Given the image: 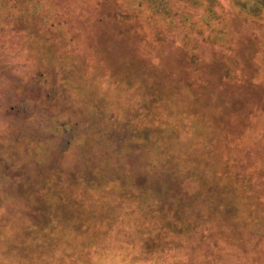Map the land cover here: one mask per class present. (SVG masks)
Instances as JSON below:
<instances>
[{
  "label": "rangeland",
  "instance_id": "obj_1",
  "mask_svg": "<svg viewBox=\"0 0 264 264\" xmlns=\"http://www.w3.org/2000/svg\"><path fill=\"white\" fill-rule=\"evenodd\" d=\"M3 1L7 4H3V7H15L14 11H3L0 8V143L6 149L14 144L19 148L26 145L30 151L31 142L36 143L40 139L44 141V146L53 147L56 151H59V148H69L72 127L59 130L54 126L53 111L43 99V93L39 94L40 97L37 95V91L43 88V82H36V77L37 72L44 73L49 70L53 71L49 78H53V75L60 78V69H69V58L79 64L75 56L83 47L87 64L82 73L85 91L76 92L74 89L73 92L74 84L67 83L72 94L70 104L67 103L66 109L60 113V119L61 116L67 115V112L73 114L70 119L74 120L79 115L75 114V110L83 109L87 114H90L89 110H95L94 116L98 118L100 128L105 126L103 118L115 120L118 115L122 121H133V128L136 126L138 130H151L152 127L156 129L164 123L169 132L179 129L167 125L172 123V119H177L183 126L181 132L178 131L181 134L180 141L184 144L181 147L184 154L181 157L173 154L175 160L181 162L178 167L179 176L191 174L188 177V194L181 195L185 202L182 210L191 214L188 223L178 221L179 228L185 229L189 226L185 231L187 234L167 231L168 237L165 238L159 230H166L168 225L165 226L164 222L159 224L157 215L160 211L172 214L174 209H161L159 204L155 203L149 206L153 209H149L148 206H139L135 202L127 206L126 220L120 217L110 227L113 229L112 234H119L120 238L117 247L113 249L115 252L111 253L109 250L94 255L93 249L87 248V253L89 252L93 260L86 261V255L77 259L68 254L69 249L74 248L73 244L68 248V245L58 244L56 239L42 246V240L36 236L38 232L33 229L39 225L42 210L24 205L17 197V189L5 190L1 183L0 264H264V0H217L218 3L213 6L210 17L214 25L217 23L213 29L221 31H213V25L209 27L203 22L198 23L203 27L207 26V31L211 29L212 32L209 33L211 41L199 39L197 51L203 61L202 66L206 69L211 67V72L218 77L202 72V78L210 82L204 94L198 92L192 95L194 92L186 93L183 90L181 94L174 93L175 102H181L182 110V105L192 99L202 105L197 106L191 102L193 106L180 114L173 110L175 113L168 114L161 105L164 94L159 93V98L154 94L157 90L150 91L159 81L154 80L151 75L152 68L148 65L145 57L147 50L143 45L151 40L150 33H154L150 30L151 25L154 29H163L165 34L170 33L161 43L152 45L151 53L154 56L165 57L159 58V61L175 55L173 53H183L176 48L175 42L177 35L183 32L180 25L182 21L176 24L177 30L168 31L163 25L170 19V14L159 13L170 9L176 18L180 17V14L191 17L193 15L194 18L187 22L197 23L204 5L194 4L192 0H95L97 5L94 0H80L85 4L84 7L78 0L76 5L70 3V6L65 3L70 0ZM203 1L207 3L206 0ZM81 7L83 11L77 15ZM111 10L110 14L128 10L127 15L133 17L115 24L114 16L113 19L109 14L108 18L104 16L105 12ZM21 16L23 20H20ZM104 17L103 23L99 24L97 20ZM156 18L159 21L156 22ZM146 21L147 28H144ZM116 25L124 29L122 33ZM52 32L57 34L56 37L62 35L69 43L74 42L75 48L71 56L67 55L64 49L67 45L62 46L60 42L50 38ZM73 34L77 35L78 39L71 37ZM141 38L144 41H141ZM168 39L171 41L168 42ZM190 39L185 41L187 47L188 41L193 40ZM41 42L46 48L43 49V54L47 48H54L49 55V58L52 57L51 68L46 67L45 60L40 57L41 49L38 46ZM224 45L233 48L234 54L232 55L230 50H224ZM221 51H225V58L218 55ZM226 53H230L229 58H226ZM179 58L180 55L178 61ZM166 63L168 64V60ZM221 64L234 71L233 76L230 74L229 78L221 79L224 83L249 79L250 82L258 83V87L240 93L226 89L228 85L222 86L218 80L217 71ZM118 72L123 73L118 76L120 79L115 77ZM162 78L161 76L160 80ZM42 80L44 79L41 78ZM166 86L168 88L170 84ZM53 90L52 93L61 91L58 88ZM140 91H143V95ZM221 107L223 112L216 110ZM122 112H125V118ZM189 117H192V120ZM84 118L89 120L88 117ZM86 123L89 125L91 122L89 120ZM100 128L84 129L97 140ZM223 129L225 131L222 133L227 135V139L222 133L216 135V131ZM28 136L29 142L25 139ZM156 136L155 132H152L148 139L146 135L139 146L146 148L149 143L156 142L152 141ZM26 142L28 144H25ZM91 143L92 140L87 141V144ZM172 151L174 152L175 148ZM81 154L88 157L90 152L86 149L83 151L82 148ZM133 154L138 153L132 151L130 155ZM45 156L46 154L43 157ZM125 158L128 159L127 156ZM43 169L45 167L39 168L40 171ZM169 174L172 175V171L167 173ZM246 183L249 188L244 190ZM206 185L228 189L229 194L226 196L229 198L240 196L243 201L248 200L253 204L252 213L255 215L249 216L246 208L236 212L232 207L225 224H219L223 217L221 218V213H213L215 209L210 203L213 199L208 194L204 196ZM35 186H38L37 182ZM189 191H195L202 196L195 202L196 205L192 203L193 198ZM67 193L72 194L71 200L74 201H78L82 194L81 189H73ZM106 198L99 199L97 205L94 204L93 211L97 210L96 213L99 214L116 206L118 200L109 198L107 202ZM15 202H18L19 207L17 213L15 206H12ZM200 202L210 205H202ZM8 206L12 207L13 212L5 210ZM216 211L221 210L217 207ZM200 217L213 221L211 220L203 230L194 222ZM216 233L220 234L218 239L214 238ZM170 241L173 244H170ZM102 253L106 255H101ZM29 258L30 260H25Z\"/></svg>",
  "mask_w": 264,
  "mask_h": 264
},
{
  "label": "trees",
  "instance_id": "obj_2",
  "mask_svg": "<svg viewBox=\"0 0 264 264\" xmlns=\"http://www.w3.org/2000/svg\"><path fill=\"white\" fill-rule=\"evenodd\" d=\"M78 1L81 2L83 7L85 6L82 1ZM192 1L194 4H199V6L201 4L205 6L204 9H202L203 14L201 12L200 18H198L199 20L196 21L197 23L187 22L191 20V18H194L193 15L191 17L180 14V17L176 18L174 12L170 9L167 12L164 11L159 13L163 15H166V13L170 14V19L166 21L165 25H163V27L168 31L177 30L176 24L182 21L180 25L183 27V32L177 35L175 42H177L176 48L183 53H173L175 55L162 60V62L159 61V58L162 56H154L151 53L152 45L161 43L165 38H167L166 35H169L170 33L165 34L163 33V29H154L151 27V25L150 30H153L154 33H150V35H152L151 40H145L146 43L143 45V47L147 50L145 57L148 60V65L152 68L151 75L154 77V80L156 79L159 81V83L157 82V85L154 84L157 88H150V91L154 92V90H157V93L154 92V94L158 95L160 93L161 95L162 93L165 95V97L162 95L163 101H161V105L165 108L168 114H173L175 112L179 114L183 113L186 108L190 109L193 106L192 103L197 106H202L200 105L201 103L199 101L192 99V103H182V106L184 107L182 110L181 102H175L176 100L173 94H181L182 90L186 93L194 92L192 95H196L198 92L204 94L206 92L205 89L209 86L210 82L208 79L204 80L202 78L203 73L206 72L209 75L215 74L211 72V67L206 69L202 66L203 61L201 60L197 49L199 47L198 44H200V38L211 41L209 40L211 37L209 33H212L210 31L211 29L213 31H221L217 28L213 29L216 27L217 23L214 25L210 17L213 6L217 4L218 1L206 0L207 3H205L203 0ZM94 2L96 4L95 0ZM5 3L6 2L3 0L0 2V8L3 11H11L15 7L5 8L3 7V4ZM65 3L67 6H70V3L72 5H76L78 2L77 0H70ZM83 7H81V9L78 11L77 15H79V12L83 9ZM236 7L241 8L240 5H236ZM49 10L51 11L53 9ZM128 10H126V12L116 11L113 14H110L112 12L111 10L109 12H105L106 14L104 16L108 18L109 14L111 19H113L112 17L114 16L113 21H115V24H119L122 23L123 20L126 21L132 19V15H127ZM2 16L3 15H1V17ZM21 19L23 20L24 18L21 16L20 20ZM104 19L105 17L102 19L100 18L97 20V22L101 24L103 23ZM157 21L159 20L156 18V22ZM200 22H203L205 25L207 24L209 27L212 25L213 26L207 31V26L203 27L202 25H198ZM180 25L177 26L180 27ZM95 26L98 25L95 24ZM143 26L144 28H147V21ZM123 30L124 29L120 28L119 32L122 33ZM56 32L58 33V31ZM56 36L57 34L52 32L50 38L55 39L53 41H57L58 43L60 42L62 46L67 45L68 47L64 49H66L67 55L71 56L73 53L72 51L75 48L74 42L69 43L67 39H63L64 37L62 35L59 37ZM76 36L77 35L73 34L71 37L78 39ZM190 38H193V40L188 41L189 46L187 47V42L185 41L187 39L189 40ZM168 40V42L171 41V39ZM141 41H144V39L141 38ZM222 47L226 51L230 50L232 55L235 52V50L230 46L224 45ZM38 48L41 49L40 57L43 59V61L45 60V66L51 68L50 58L52 57L49 58V55H51L54 48H47L48 50L44 51V54L43 49L46 48L43 47V42L40 43ZM81 48V51L75 56L79 64L75 63L69 58L67 62L69 69H60L62 72L60 78H58L56 75H53V78H49L53 72L49 70L46 72L44 71L45 74L43 71H40V73L37 72L38 77H36L38 78L36 82H43V88L37 91V95L40 97L39 94L43 93V99L53 111L52 119L54 126L59 130L72 127L73 132L71 145L69 148H65V150L59 148V151H56L53 147L49 148L48 145L44 146V141L39 139L36 141V143L31 142V150L28 151L26 145H23L22 148H19L16 144H14L6 149L0 143V184L3 183L5 190H8L9 188L17 189V191H19L17 197L22 200L21 202L24 205L35 206L42 210L39 225L33 228L35 232H38L36 236L42 240V246L49 244L52 240L56 241V239L58 240V244H64L65 246L68 245V248H71L73 244L74 248L69 249L68 251V254L74 255L73 258L79 259L81 255H86V261H92V256H89V252L87 253V248L93 249L94 255H98L101 252L109 250V252L114 253L115 251L113 249L117 247V244L119 243L118 240L120 238L118 237L119 234L118 236L117 234H112L113 229H110V227H112L113 223H115L120 217H122L125 221V210L128 209L127 206L135 204V202L139 206L146 205L149 207L152 205V203H155L159 204L161 209L164 207L174 209L172 214H167L160 211L157 215L159 224H163L164 222L166 223L165 226L168 225V228L165 227L166 230L158 229L160 233L164 234L165 238L168 237V234H166L167 231H174L179 234H187L185 231L188 230L189 226L185 229L184 227L179 228L178 221H185L188 223V219L191 214L190 212L182 210V206L185 204V202L183 201L184 198L181 199L182 194H188L187 189L190 187L188 177L191 174H180L179 176L178 171L180 168L178 167H180L181 162L178 163V161L175 160L173 154L175 153L179 157L183 156L184 154V151H182L183 149L181 148L184 146V144L180 141V132L183 126L177 119H172V123L167 125H170V127L173 129L175 127L179 128L178 130L180 132L178 130L176 131V129L174 132H169L166 129V124L164 123H161L162 125H158L156 129L152 127L151 130H138L136 126L133 128V121H125V112H122L124 121H122L118 115L115 120L103 118L105 121L104 128L99 127V120L94 116L96 114L95 110H89L90 114H87L83 109L75 110V114L79 115L75 117L74 120L70 119L73 114L67 112V115L65 114L66 117L61 116V119H64H60V113L66 109L65 105H67V103L70 104V98L72 94V91H69L70 88H68L67 83L72 82L74 84L72 89L73 92H75L74 89H76V92L85 91L83 90L82 73L84 68L87 66L85 62L86 52L84 53L83 47ZM224 52L221 51V53L219 52L218 55H221L225 58ZM230 53H226L228 56L226 58H229L228 54ZM178 55H180L179 61ZM38 59L40 60V58ZM46 60H48V63H46ZM167 60L168 64L166 63ZM227 70L228 69L225 67V65L221 64V67L219 65L217 71L220 78H218V80L221 82V85H228L226 89L240 93L248 89L258 87V83H253V81L250 82L249 79L240 80L238 78L239 81L232 83L228 82L229 84L224 83V81H221V79L229 78V75H232L234 72L232 69L228 71ZM157 72H160V74H157ZM122 74L123 73L118 72L115 74V77L120 79L118 76H121ZM161 76L163 77L162 80H160ZM215 76H217V74H215ZM240 77L243 78L242 76ZM41 78L44 80L41 81ZM62 79L63 81L61 82ZM167 84H170L171 87L169 86L167 88ZM38 88L40 89V86H38ZM56 88L61 91L52 93L54 92L53 89ZM67 91H69V94ZM147 92H149V90ZM139 93L143 95V91H140ZM160 95H158L159 98ZM216 110L223 112L222 107ZM247 112L250 114L252 113L251 110H247ZM250 114H248V116H250ZM84 117H88L90 120L91 123L89 125H86V122H89V120ZM189 119L192 120V117H189ZM84 128H100L98 132V139L94 140L95 137L93 135H89ZM224 131V129L216 131V135H219ZM152 132L157 133V138L152 140H156V142L152 144L149 143V146H147L145 143L147 147L141 148L139 146L140 142L145 139L146 135V138L148 139ZM222 136H225V139H227L226 134L222 133ZM28 138L29 136L25 139L28 141ZM90 140L93 142L91 145L87 144V141ZM28 142L25 144H28ZM145 145L142 144V146ZM82 148L83 151L86 149L90 152L88 156L89 158L87 156L85 157V153L82 156ZM174 148L175 151L173 152L172 150ZM132 151L137 152L138 154L130 155ZM128 152H130V154H128ZM45 154L46 156L43 157ZM126 156L130 160L126 159ZM86 159H91V161ZM171 165H174V167ZM42 167H45V169L42 170L43 172L39 170V168ZM170 171H172V175H167V173ZM38 172H40L39 175ZM36 182L38 186H35ZM191 185L192 188L193 184L191 183ZM51 186H53L54 189H52ZM205 188L204 196L208 194V196L213 199V201L210 202L211 205H213V209H215L213 213H221V218L223 217L219 224H225L230 215V208L232 207L236 210V212L246 208L249 216L255 215V213H252L253 204H251L248 200L243 201L240 196L229 198V196H226L229 194L228 189L224 187L219 188L215 185H206ZM248 188L249 185L246 183L244 190ZM73 189H81L82 194L78 201L71 200L72 194L67 193ZM191 191H189V193L193 198L192 203L195 204V202H197L202 196L196 194L195 191ZM101 198H106L105 201L107 202H109V198H112L115 201L118 200L117 203L115 202L116 206H118L113 207L112 210H109L108 212L102 211L97 214V210L93 211L92 208H94V204L97 205V202ZM246 199H249V197H246ZM201 203L202 205H210V203L200 202V204ZM17 204L18 202H15V205L12 203V206H15L16 213L19 209ZM220 206L222 208H220ZM217 207L218 210L221 211H216ZM191 208L193 211V207ZM149 209L153 208L149 207ZM5 210L13 212L11 206L6 207ZM211 220L212 219L206 220L205 218L200 217L196 221H193L198 224V228L201 227L204 230ZM186 226L187 225H185V227ZM193 226L196 225H191V227ZM218 236H220V234L216 233V237L214 238L218 239ZM169 243L173 244L172 241ZM150 245L153 246V244ZM147 248L148 246L146 249ZM115 254L117 255V253ZM51 255L54 254L51 253ZM101 255L106 254L102 253ZM25 260H30V258Z\"/></svg>",
  "mask_w": 264,
  "mask_h": 264
}]
</instances>
